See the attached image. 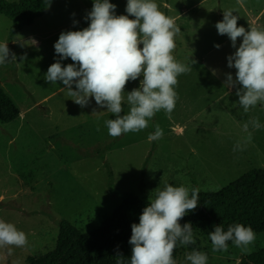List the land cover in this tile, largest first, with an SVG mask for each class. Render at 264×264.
<instances>
[{
  "label": "rangeland",
  "instance_id": "rangeland-1",
  "mask_svg": "<svg viewBox=\"0 0 264 264\" xmlns=\"http://www.w3.org/2000/svg\"><path fill=\"white\" fill-rule=\"evenodd\" d=\"M109 2L116 4L117 15H127V0ZM155 2L181 29L175 40L183 41V47L175 48L174 58L195 63L191 72L177 77L178 98L170 116L161 110L147 128L115 138L104 123L115 118L113 114L97 106L94 99L81 108L62 82L50 84L44 79L48 67L59 59L54 50L59 34L87 27L85 17L93 0H57L16 36L32 29L42 41L38 47L30 39L11 44L12 21L0 13V43L7 41L16 54V61L0 65V85L20 111L11 121L0 120V220L12 223L28 239L23 248H0V264H26L28 258L52 250L60 219L81 232L100 226L120 202L108 189L109 169L116 189L141 195L142 184L152 200L166 184L217 191L250 169L264 168V127H250L251 142L243 151L233 150L247 136L244 123L256 117L264 125V104L244 113L236 89L225 85L226 73L233 69L227 67V56L235 49L229 37L218 34L215 27L223 19V10L233 9L237 25L246 28L250 18L245 12L252 6L261 8L264 0ZM60 63L72 61L68 58ZM140 79L129 81L125 91L137 88ZM122 107V114H127L129 105L125 102ZM156 125L163 129V138L149 141ZM193 233L195 243L179 247L177 264H188L186 254L193 250L206 253L207 264H238L243 255L264 248V232H255L247 253L232 242L227 252H213L209 233Z\"/></svg>",
  "mask_w": 264,
  "mask_h": 264
},
{
  "label": "clouds",
  "instance_id": "clouds-1",
  "mask_svg": "<svg viewBox=\"0 0 264 264\" xmlns=\"http://www.w3.org/2000/svg\"><path fill=\"white\" fill-rule=\"evenodd\" d=\"M115 10L116 4L109 0H93L85 17L88 26L59 34L54 43L59 59L48 67L44 76L50 84L62 82L68 96L81 108L94 99L97 106L113 114L115 118L104 123L108 134L114 138L147 128L161 110L170 116L178 98L177 77L191 72L195 63L194 60L190 64L182 63L174 58L175 37L181 29L159 9L155 0H127V15H117ZM233 12V9L223 10V19L216 22L215 27L218 34L229 37L235 49L227 56V67L236 70L235 78L232 73H226L225 85L236 89L239 106L248 113L258 103L264 104V29L246 30L238 26V17ZM237 38H242L238 47ZM214 46L220 47L219 44ZM68 58L72 63L62 66L60 61ZM25 59L26 53L21 54L20 60ZM10 60L16 61V54L7 47V41L0 43V65ZM141 77L137 88L125 91L129 81ZM125 102L129 111L122 114ZM250 127L259 130L264 125L256 117L244 123L243 131L247 136L237 142L234 151H243L251 142ZM96 130L100 131L99 125ZM163 135V129L156 125L148 139L160 140ZM198 204V189L166 184L143 208L139 222L131 224L130 261L126 262L123 254L117 252L116 264H177L173 258L177 245L195 243L191 223L182 226L179 221ZM208 235L213 252H227L231 241L247 253L256 238L251 226L240 223L230 225L226 231L217 225ZM27 244L23 231L0 220V248H23ZM185 259L188 264H207L208 257L206 253L193 250Z\"/></svg>",
  "mask_w": 264,
  "mask_h": 264
},
{
  "label": "trees",
  "instance_id": "trees-1",
  "mask_svg": "<svg viewBox=\"0 0 264 264\" xmlns=\"http://www.w3.org/2000/svg\"><path fill=\"white\" fill-rule=\"evenodd\" d=\"M54 0H0V13L12 24L8 31L11 41L17 31L41 16ZM19 109L0 85V120L17 118ZM108 189L120 197L119 204L97 228L81 232L71 222L60 219L55 247L26 264H116L117 252L130 261L132 245L129 244L131 224L139 222V215L150 201L141 195L120 191L113 184L112 171L108 170ZM179 223H191L193 231L209 233L220 225L226 231L230 225L240 223L251 226L254 232H264V168H253L217 191H199V204ZM231 241L228 242V244ZM177 245L173 258L177 260ZM238 264H264V248L243 255Z\"/></svg>",
  "mask_w": 264,
  "mask_h": 264
},
{
  "label": "crops",
  "instance_id": "crops-1",
  "mask_svg": "<svg viewBox=\"0 0 264 264\" xmlns=\"http://www.w3.org/2000/svg\"><path fill=\"white\" fill-rule=\"evenodd\" d=\"M56 2H57V0H54L48 7L54 6ZM239 4H240V2H239ZM240 8L243 11L242 3L240 4ZM263 10H264V6H262L261 8H257V7L252 6V10L251 11L247 9L248 12L247 13L245 12V15L250 18V21L248 22L249 26H246V28H245L246 30L248 28H252V27H256L258 29H264V18H262L263 17ZM41 16H39V17H41ZM35 19H34V21H35ZM32 23L29 24V25L23 26L21 29H19L17 31V33L15 34V36L13 37V39L11 41H9V42L14 45L16 43L20 44L22 42H25V41H27L26 39H30L29 41L32 42L34 46L38 47V46L42 45V41L37 38L36 33H33L32 29H28L24 36H22L20 38L16 37L19 33L22 32L23 29H25L27 26L32 25ZM71 24H73V23H71ZM71 24H69V25H71ZM41 38H43V37H41ZM46 38L47 37H44V39H46ZM239 39H240V41H239ZM241 40H242V38H237V42L238 43H240ZM175 43H176V47H177L176 49H178V48L180 49V48L183 47V45H182L183 41L175 40ZM45 50H48V49H45ZM48 51H51V49H49ZM195 58H200V56H195ZM230 71H231V73H233L235 75V71L236 70L234 68L232 70H230ZM19 114H20V111H19Z\"/></svg>",
  "mask_w": 264,
  "mask_h": 264
}]
</instances>
